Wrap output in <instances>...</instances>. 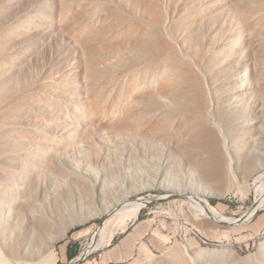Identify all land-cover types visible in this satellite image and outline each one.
<instances>
[{"label":"rangeland","instance_id":"rangeland-1","mask_svg":"<svg viewBox=\"0 0 264 264\" xmlns=\"http://www.w3.org/2000/svg\"><path fill=\"white\" fill-rule=\"evenodd\" d=\"M225 1L0 0V198L18 209L0 217L9 216L6 221L17 246L19 234L29 232L30 222L22 199L30 180L18 178L24 171L23 160L34 161L27 165V172L40 181L36 203L49 210L53 197L48 193L52 186L48 173L53 170L42 169L40 162L52 161L49 153L54 149L71 152L73 137H68L73 134L76 139L101 135L99 123L106 117L156 104L160 92L153 80L156 62L171 58V49L185 57L176 39L193 36L198 26L193 22H200L189 14L201 6L218 7ZM231 9L208 21L220 26L211 34L215 46L244 26L245 21ZM202 28L205 35L206 25ZM158 38L171 46L165 45L162 55L151 44ZM95 143L105 152L107 142ZM39 147L43 159L38 162ZM160 152L166 161L165 170L159 169L161 176L197 185L196 171L208 170L211 175L210 163L200 149L187 154L168 147ZM116 158L120 159H112V164L118 167L114 175L120 183L123 173L137 165L128 152ZM104 166L109 167L107 163ZM148 194L154 198L140 210L137 220L78 264H168L169 250L182 259L178 264H195L194 260L199 264H264V208L247 223L231 222V217L239 218L250 208L253 195L243 199L233 194L210 197V203L228 217L218 223L194 212L184 196L165 186L141 189L125 201L133 203ZM166 194L170 196L164 198ZM61 199L66 203L68 195ZM99 203L98 198L91 203L83 200L52 220L55 241L50 245L56 264H70L99 231L108 217L95 215L93 206ZM8 234L5 238L0 235V251L13 264ZM4 260L0 257V264H6Z\"/></svg>","mask_w":264,"mask_h":264},{"label":"bare ground","instance_id":"bare-ground-1","mask_svg":"<svg viewBox=\"0 0 264 264\" xmlns=\"http://www.w3.org/2000/svg\"><path fill=\"white\" fill-rule=\"evenodd\" d=\"M231 7L245 21L244 26L215 46L211 34L218 32L220 26L208 21L216 13L232 10ZM189 17L200 22H193L198 23L193 36L187 34V38L176 39L185 57L168 48L172 57L156 62L153 80L160 90L156 104L108 116L99 123L101 135L76 139L73 134L68 137H73L71 152L54 149L49 153L52 161L40 162L42 169L53 170L48 173L52 177L48 193L53 197V207L49 210L36 203L40 181L27 172L30 170L27 165H33L34 161L23 160L24 171L18 178L30 180V187L27 184L22 192L30 222L29 232L18 236L19 246L10 222L6 221L18 209L7 206L0 198V214L9 213L0 217V235L5 238L9 233L7 245L13 264H56L50 245L55 241L52 220L83 200L91 203L98 198L100 203L93 206L95 215L108 217L78 257L109 245L117 232H124L130 221L137 220L140 210L154 195L138 197L133 203L125 199L151 186H165L172 193L184 196L194 212L218 223H224L228 217L210 203L212 196L253 195L250 208L239 218L231 217L232 224L247 223L264 208V0H228L218 7L201 6ZM203 24L207 27L205 35L200 30ZM151 44L160 54L165 45L171 47L161 38ZM95 140L108 143L105 152ZM68 144L69 141L65 143ZM168 147L187 154L200 149L210 163L211 175L208 170L194 173L193 168L197 185L159 175L160 168L165 170L166 162L160 151ZM37 151L39 162L43 155L40 147ZM127 152L135 157L137 166L124 172L123 180L118 183L114 175L118 167L112 164V159L117 161L121 157H116ZM13 186L19 188V184ZM65 195H68L66 203L61 201ZM169 254L171 264L182 261L170 250ZM0 257L6 259V264H12L2 251Z\"/></svg>","mask_w":264,"mask_h":264},{"label":"water","instance_id":"water-1","mask_svg":"<svg viewBox=\"0 0 264 264\" xmlns=\"http://www.w3.org/2000/svg\"><path fill=\"white\" fill-rule=\"evenodd\" d=\"M149 202V201H148ZM147 202V203H148ZM146 203V204H147ZM85 257H82V256H80V257H76L75 259H73V260H71V263H73V264H78L81 260H83ZM73 261H75V262H73Z\"/></svg>","mask_w":264,"mask_h":264},{"label":"trees","instance_id":"trees-1","mask_svg":"<svg viewBox=\"0 0 264 264\" xmlns=\"http://www.w3.org/2000/svg\"><path fill=\"white\" fill-rule=\"evenodd\" d=\"M69 258H72V255L71 254H69Z\"/></svg>","mask_w":264,"mask_h":264}]
</instances>
